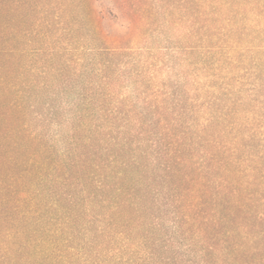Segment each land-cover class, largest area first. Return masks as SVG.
Masks as SVG:
<instances>
[{"label": "trees", "instance_id": "1", "mask_svg": "<svg viewBox=\"0 0 264 264\" xmlns=\"http://www.w3.org/2000/svg\"><path fill=\"white\" fill-rule=\"evenodd\" d=\"M188 9L178 61L147 57L150 71L120 72L124 38L167 24L142 8L128 13L125 35L95 30L94 73H24L17 47H0V264L152 261L153 248L139 252L146 237L124 230L67 243L74 222L91 232L106 217L100 231L112 232L162 207L173 215L171 237L203 264H264V0H190ZM47 116L60 117L50 120L58 129L43 133ZM92 129L121 151L88 156ZM47 169L64 190L80 187L96 218L73 214L68 191L37 202L34 182Z\"/></svg>", "mask_w": 264, "mask_h": 264}, {"label": "rangeland", "instance_id": "2", "mask_svg": "<svg viewBox=\"0 0 264 264\" xmlns=\"http://www.w3.org/2000/svg\"><path fill=\"white\" fill-rule=\"evenodd\" d=\"M189 2L190 0H0V47L3 45L13 49L17 47L12 58L22 59L25 68L21 72L24 73H94V63L99 59L96 47L99 43L94 39L95 30L100 29L112 35H125L128 29L126 26L128 13L142 8L156 15L158 21L164 17L167 24L165 23L164 27L158 26L157 22V26L151 24L142 37L138 33L136 40L128 39V36L124 38L120 44L126 48L119 59L125 63L120 66V72L134 73V68H147L146 71H150V67L144 64L147 57L164 59L172 66L180 57L175 53L176 49L186 45L183 33L187 23ZM107 46L113 45L107 42ZM18 49L22 54L16 55ZM18 71H20L19 67ZM179 72L181 71L178 67L172 71V73ZM131 92L132 86L129 85L125 94L130 96ZM73 95H69L66 100H75ZM62 99L58 97L57 101L60 103ZM59 119V116L53 119L47 116L42 123V132L48 133L58 129V126H54V122L50 120ZM89 135L91 140L89 149H85L88 156L91 157L93 150L95 153L97 151L106 154L111 151L117 153L121 151L120 145H115L116 141H111V134L106 131L92 129ZM81 170L86 169L84 167ZM66 173L71 176L75 171L73 169ZM57 178L55 172L47 169L45 176L39 177L34 182L36 201L46 206L59 198L57 195L61 191H68L73 195L72 201L61 198L60 202L66 201L63 204L71 206L73 214L85 215L90 211L85 203L79 201L78 197L83 194L80 193V187L75 188L66 184L64 190ZM71 178L73 182L74 177ZM56 185L60 186L56 188ZM90 187H93V191L96 189L94 183H91ZM138 187L142 185H135V188ZM96 211L98 209L90 211L94 218ZM146 215L141 217V221L139 217V221L135 219L117 221L116 225L121 228H113L112 232L100 231V226L106 227V217L99 216L94 219L91 232L83 228L86 224L84 225L82 221L74 222L76 231L72 233V239L67 244L70 247H79L80 242L85 240V233L89 236L88 239L91 237L94 239V236H91L93 234L111 233L113 236L117 234L115 231L124 230L130 233L133 241L139 242L141 237H146L147 243L141 246L139 252H148L151 248H153L152 252L155 251L154 259L144 260L143 264H203L194 252L190 254L189 248L181 246L180 237H171L174 231L171 222L173 215L165 207L160 211L152 209L150 214ZM154 215L160 217V223L153 219ZM82 218L84 219V216ZM123 225L125 226L122 227ZM117 239L118 243L122 241L119 236ZM85 243L91 242L87 240ZM148 255L145 254L144 259ZM110 261L112 264L117 262L115 255L105 263L108 264Z\"/></svg>", "mask_w": 264, "mask_h": 264}]
</instances>
